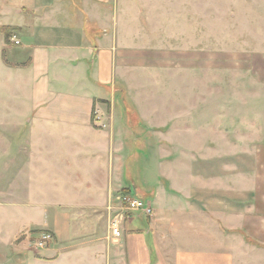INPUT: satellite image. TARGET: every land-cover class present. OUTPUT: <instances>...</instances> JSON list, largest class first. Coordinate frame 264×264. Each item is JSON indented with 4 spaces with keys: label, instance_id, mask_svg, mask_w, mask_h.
<instances>
[{
    "label": "rangeland",
    "instance_id": "374dc122",
    "mask_svg": "<svg viewBox=\"0 0 264 264\" xmlns=\"http://www.w3.org/2000/svg\"><path fill=\"white\" fill-rule=\"evenodd\" d=\"M111 4L120 21V50L114 52L119 70L91 125L118 134L125 187L113 193L106 222L78 203L56 207L60 189H53L52 203L40 213V223L47 224L20 227V147H28L20 145V132L28 129L20 127V91L12 82L0 88V242L7 243L9 264L43 259L42 252L58 244L47 220L54 211L73 217L71 235L59 243L68 249L98 239L111 243L128 215L142 221L139 229L149 243L153 209L145 199L151 196L137 188L149 194L161 184L175 194L180 165L195 164L198 174L215 182L218 207L222 193L232 191L234 211L264 219V0ZM129 196L141 197L152 215L128 211L122 199ZM114 223L119 236L111 232ZM42 234L52 240L39 248L35 241ZM241 236L245 246L227 264H264V235ZM155 261L150 252V264Z\"/></svg>",
    "mask_w": 264,
    "mask_h": 264
},
{
    "label": "crops",
    "instance_id": "0c3cea01",
    "mask_svg": "<svg viewBox=\"0 0 264 264\" xmlns=\"http://www.w3.org/2000/svg\"><path fill=\"white\" fill-rule=\"evenodd\" d=\"M114 10L111 0H0V88L12 82L20 91V127L28 129L20 132V145L28 146L20 147V227L47 224L40 223V213L53 189H60L56 207L78 203L106 222L113 193L125 187L118 134L91 125L119 70ZM2 28L16 29L18 44L12 37L6 42ZM190 166H178L175 194L161 184L149 194L137 188L151 196L145 199L153 209L149 243L139 229L142 221L128 215L111 243L98 239L68 249L59 243L71 235L73 217L54 211L47 220L58 244L44 250L43 259L36 255L18 264H150V252L154 264L232 263L233 253L245 246L241 235H264V219L234 211L232 191L222 193L218 207L215 182ZM3 244L0 264H9Z\"/></svg>",
    "mask_w": 264,
    "mask_h": 264
},
{
    "label": "built area",
    "instance_id": "2783aa9c",
    "mask_svg": "<svg viewBox=\"0 0 264 264\" xmlns=\"http://www.w3.org/2000/svg\"><path fill=\"white\" fill-rule=\"evenodd\" d=\"M11 42L14 44H18V41L12 37L10 39ZM126 209L128 211H140L146 216H151L152 215V209L151 207L145 202L137 198H132V197H123L122 199ZM111 232L113 236H119L120 231L118 228V224L114 223L111 229ZM52 240L51 235L49 234H42L36 239V246L39 248H43L48 242Z\"/></svg>",
    "mask_w": 264,
    "mask_h": 264
},
{
    "label": "trees",
    "instance_id": "16d2710c",
    "mask_svg": "<svg viewBox=\"0 0 264 264\" xmlns=\"http://www.w3.org/2000/svg\"><path fill=\"white\" fill-rule=\"evenodd\" d=\"M15 30L16 29H13V28H2L1 29L2 33L4 34V39L6 42L12 37L13 32Z\"/></svg>",
    "mask_w": 264,
    "mask_h": 264
}]
</instances>
